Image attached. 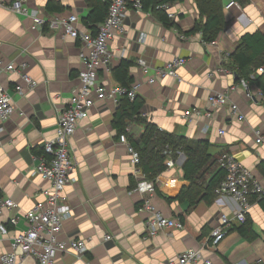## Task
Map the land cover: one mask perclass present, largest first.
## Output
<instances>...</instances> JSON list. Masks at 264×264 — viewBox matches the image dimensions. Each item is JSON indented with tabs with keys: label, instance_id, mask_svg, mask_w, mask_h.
Segmentation results:
<instances>
[{
	"label": "crops",
	"instance_id": "obj_1",
	"mask_svg": "<svg viewBox=\"0 0 264 264\" xmlns=\"http://www.w3.org/2000/svg\"><path fill=\"white\" fill-rule=\"evenodd\" d=\"M49 1L62 9L51 11ZM222 2L230 23L215 43L205 42L201 32L186 33L201 19L195 0L170 4L179 25L171 28L163 25L154 10L129 9L126 31L110 41L113 58L100 69L99 78L107 86L120 85L112 70L124 59L132 61L129 73L134 78L132 85L140 84L136 93L144 100L142 116L161 130L192 141L208 140L213 158L229 151L257 178H264V143L257 144L254 132L261 128L264 134V94L256 83L249 85V91L243 88L230 60L244 33L264 32V0H249L229 9L225 7L228 0ZM27 6L47 19L77 14L80 28L92 31L84 23L91 9L87 0H28ZM32 24L33 18L0 6V59L26 63L27 72L39 82L20 94L14 90L22 82L18 72L0 75V85L9 89L16 108L9 120L0 123V194L17 204L0 216L9 230L5 235L0 231V256L11 250L13 237L26 229V212L50 185L30 174L37 163L33 149L43 148L56 135L59 111L69 105L83 68L79 39L63 28L32 29ZM141 33L146 34L144 42ZM176 56L187 59L178 69L179 78L166 76L154 83L147 81L137 63L143 58L152 67L165 66ZM217 92H228L230 98L212 118L184 117L186 110L207 108L209 96ZM231 103L239 105L244 121L233 114ZM118 108L119 103L112 99L98 102L70 140L76 167L65 194L73 210L61 238L84 239L87 250L84 254L61 252L56 264H167L189 248L200 250L214 264H264V203L253 198L247 213L260 237L247 240L233 229L241 222L234 220L225 238L212 245V230L220 225L221 214L233 216L240 206L228 195L217 194L211 202L201 198L193 204L188 196L181 198L182 190L191 183L185 177L186 155L182 152L172 168L155 178L154 202L167 216L183 217L184 228L147 235V214L140 211L141 195L134 191L135 167L113 124ZM127 129L129 140L140 143L145 124L132 119ZM16 214L20 219L12 225L7 218ZM108 235L114 238L107 240Z\"/></svg>",
	"mask_w": 264,
	"mask_h": 264
},
{
	"label": "built area",
	"instance_id": "obj_2",
	"mask_svg": "<svg viewBox=\"0 0 264 264\" xmlns=\"http://www.w3.org/2000/svg\"><path fill=\"white\" fill-rule=\"evenodd\" d=\"M28 0H0V6L8 7L16 13L33 18L32 29H65L66 33L79 39L81 42V59L83 68L79 73L80 84L73 91L69 105L59 111L56 135L44 144V154L37 155V163L30 169V174L40 176L50 185L41 190L43 196L25 214L26 229L19 231L11 242V250L0 256V264H56L59 253L75 252L84 254L87 243L84 239H62L61 233L65 222L72 216L73 207L65 194L66 187L73 181V170L76 163L72 158L70 140L76 132L81 120L87 118L91 109L100 101L112 99L117 104L122 96L128 94L130 98L136 96L139 83L126 88L123 85L107 86L100 82L99 71L109 65L113 58L110 50V41L118 34L126 31L125 19L129 9L143 10L142 0H112L108 15L99 24L98 31L80 28V18L72 14L62 18H43L35 12H30ZM240 6L237 0H228L226 8ZM171 18L176 19V14L170 10V4L162 5ZM146 40V34L141 33L140 41ZM216 40L211 41L215 43ZM142 71L147 75V81L154 83L159 78L173 76L179 78L178 69L187 63V59L176 56L165 66L152 67L145 59L139 58L138 62ZM27 64L17 65L15 62L0 59V75L18 72L22 82L14 88L15 92L24 94L26 87L33 89L39 82L26 70ZM153 72H150V71ZM256 73H264L262 64ZM254 76V75H253ZM243 88L249 90L248 81H240ZM228 92H217L209 96L208 107L205 109L195 107L186 110L184 117L192 119L195 116L212 118L215 110L224 106L229 101ZM231 111L240 121L246 119L245 114L237 103H231ZM13 96L9 89L0 85V123L9 120L15 113ZM209 128V124L205 129ZM2 130V128L0 129ZM224 133V130H220ZM257 144L264 143V134L261 128L254 130ZM120 142L127 146L134 165L137 183L135 192L141 195L142 204L140 211L147 214V235L155 236L165 229H183L184 222L181 218L167 216L154 202L157 193L155 180L149 179L141 167V155L130 142L127 133L120 135ZM167 168L175 165L172 157L166 160ZM218 166L226 171L225 179L216 188V193L228 195L239 203L240 209L233 216L221 214V223L212 230V245H218L227 235L230 224L234 220L244 221L251 206V200L264 198V178H257L243 162L238 160L231 152L223 151L217 159ZM12 197L0 194V216L16 207ZM20 219L19 214L9 216L7 220L16 225ZM2 234H8L5 223L0 222ZM114 237L108 235L107 240ZM167 264H214L209 258L202 256L201 251L189 248Z\"/></svg>",
	"mask_w": 264,
	"mask_h": 264
},
{
	"label": "trees",
	"instance_id": "obj_3",
	"mask_svg": "<svg viewBox=\"0 0 264 264\" xmlns=\"http://www.w3.org/2000/svg\"><path fill=\"white\" fill-rule=\"evenodd\" d=\"M142 1L143 10H154L163 25L169 28L179 26L176 19L171 18L168 11L162 7L164 4H171L179 0ZM237 1L243 5L249 0ZM87 2L91 9L87 17L84 18V23L92 29L93 33H96L99 24L108 15L112 0H87ZM195 2L201 19L196 22L194 28L186 33L201 32L205 42L216 40L230 23L225 19L222 0H195ZM47 7L51 11L62 9L60 4L52 3V1H49ZM230 60L233 69L238 74L237 82L245 79L249 85L256 83L264 94V73H256L257 69L264 64V32L256 30L244 33L236 50L230 54ZM132 64V61L124 59L112 70L117 81L126 88H130L134 80L129 73ZM143 104L144 100L137 94L134 98H130L128 94L122 96L113 124L117 128L119 136L122 133L129 135L127 129L129 120L134 119L145 124L141 142L130 140L141 155V167L144 174L149 179L155 180L160 173L167 169L165 163L167 158L176 159L178 152H182L186 155L183 165L185 177L191 183L182 190L180 197L188 196L192 204L201 198L211 202L217 195L216 188L226 177V171L218 166L217 158H213L210 154V142L208 140L192 141L186 136L161 130L153 121L142 116ZM33 151L36 155L44 154V147H35ZM259 201L264 203V198ZM182 220L184 221L183 217ZM233 229L249 241L260 237L248 214H246V219L235 225Z\"/></svg>",
	"mask_w": 264,
	"mask_h": 264
},
{
	"label": "water",
	"instance_id": "obj_4",
	"mask_svg": "<svg viewBox=\"0 0 264 264\" xmlns=\"http://www.w3.org/2000/svg\"><path fill=\"white\" fill-rule=\"evenodd\" d=\"M249 91V90H248Z\"/></svg>",
	"mask_w": 264,
	"mask_h": 264
}]
</instances>
